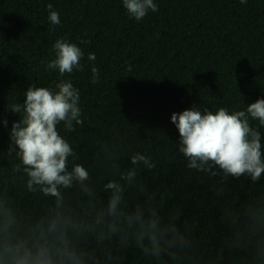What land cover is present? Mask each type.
I'll use <instances>...</instances> for the list:
<instances>
[{
	"label": "trees",
	"instance_id": "trees-1",
	"mask_svg": "<svg viewBox=\"0 0 264 264\" xmlns=\"http://www.w3.org/2000/svg\"><path fill=\"white\" fill-rule=\"evenodd\" d=\"M154 2L159 10L137 22L122 0H0V194L39 210L22 182L13 179L19 161L7 152L19 116L7 104L23 103L29 85L59 82L58 71L47 70L46 63L54 59L55 41L66 39L85 53L84 70L64 77L80 91L84 123L79 134L64 133L61 126L81 154L79 162L88 166L97 142L152 156L157 167L142 173L141 183L163 198L165 218L178 213L195 221L193 264H244L245 253L234 247L233 221H243L245 211L264 212V175L253 183L188 169L170 117L193 106L213 112L225 107L231 113L264 99V0ZM49 3L59 12L60 25L50 24ZM89 53L95 61H88ZM93 64L100 73L95 84ZM252 124L264 144V127ZM122 165H128L127 158ZM101 195L107 199V193ZM126 195L134 206L138 194ZM137 256L130 250L124 264H155Z\"/></svg>",
	"mask_w": 264,
	"mask_h": 264
},
{
	"label": "clouds",
	"instance_id": "clouds-1",
	"mask_svg": "<svg viewBox=\"0 0 264 264\" xmlns=\"http://www.w3.org/2000/svg\"><path fill=\"white\" fill-rule=\"evenodd\" d=\"M122 4L137 22L159 10L154 0ZM47 10L50 24L60 25V14L51 3ZM52 48L54 59L46 68L58 71L59 82L54 87L29 85L23 103L7 104V110L19 116L7 152L19 161L12 167L13 179L22 182L39 210L0 194V264H124L132 249L138 261L193 264L195 221L182 220L178 213L165 218L163 198L141 183V174L157 167L152 156L139 151L129 155L120 146L97 142L88 166L79 162L81 154L61 126L64 133L79 134L77 127L84 123L80 91L64 77L84 70L85 53L66 39H57ZM87 59L95 61V54ZM91 73V82L98 83L94 64ZM253 121L264 127V99L231 113L225 107L213 112L193 106L170 117L179 134L177 150L188 169L256 183L264 175V144ZM7 123L3 120L5 127ZM130 192L138 194L134 206L133 197L126 195ZM101 193L108 194L106 200ZM233 224L234 247L245 253L244 264H264V212L245 211L244 220Z\"/></svg>",
	"mask_w": 264,
	"mask_h": 264
}]
</instances>
